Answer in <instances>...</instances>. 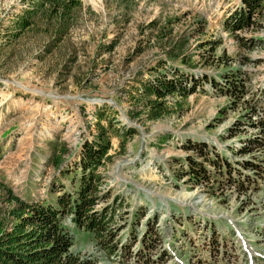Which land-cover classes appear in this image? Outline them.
Segmentation results:
<instances>
[{"label": "rangeland", "instance_id": "obj_1", "mask_svg": "<svg viewBox=\"0 0 264 264\" xmlns=\"http://www.w3.org/2000/svg\"><path fill=\"white\" fill-rule=\"evenodd\" d=\"M38 1L0 0V220L9 191L37 205L78 186L106 104L137 131L112 137L95 173V210L122 204L115 248L69 222L70 251L90 264H219L223 251L264 264V6L235 22L244 0H80L59 38L48 15L17 25ZM153 70L194 88L159 119L136 95Z\"/></svg>", "mask_w": 264, "mask_h": 264}, {"label": "trees", "instance_id": "obj_2", "mask_svg": "<svg viewBox=\"0 0 264 264\" xmlns=\"http://www.w3.org/2000/svg\"><path fill=\"white\" fill-rule=\"evenodd\" d=\"M244 1L245 8L238 12L235 22L247 21L249 12H257L260 6H264V0ZM47 4L50 9L46 8ZM80 5V0H40L17 18V25L25 29L34 24L33 17L48 15L58 23L56 32L60 38L69 29L73 12ZM170 56L176 58L172 53ZM154 70L159 71V67ZM154 70L151 72L153 77L140 81L136 95L142 98L148 117L159 119L171 113L168 103L171 97L186 98L194 92V88L186 84L187 78L183 75L168 76L163 72L154 73ZM178 104L179 101H176L175 105ZM94 123L97 131L93 140L86 141L81 150L79 183L76 188L64 189L62 192L61 189L56 201L37 205L23 201L9 191L11 208L5 219L0 220V264H90V261L70 251L74 240L71 228L67 225L69 222L92 233L105 244L108 251L114 250L115 246L108 244L113 237V230H109L108 226L119 215V206L122 204L114 203L102 211L95 210L100 199L99 175L95 173L105 160L111 159L109 150L112 148V137H118L124 146L137 131L133 127H119L115 110L106 104L95 112ZM56 164H61V156ZM225 252L217 260L219 264H227Z\"/></svg>", "mask_w": 264, "mask_h": 264}]
</instances>
